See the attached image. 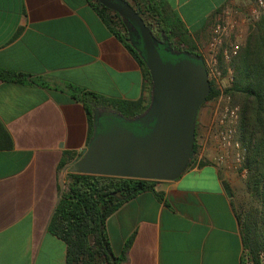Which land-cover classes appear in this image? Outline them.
Here are the masks:
<instances>
[{"label": "crops", "instance_id": "crops-1", "mask_svg": "<svg viewBox=\"0 0 264 264\" xmlns=\"http://www.w3.org/2000/svg\"><path fill=\"white\" fill-rule=\"evenodd\" d=\"M159 1L206 47L232 0ZM0 70L26 77L0 80V264H66V247L48 226L68 168L90 142L85 108L66 88L147 104L143 72L88 0H0ZM199 115L195 154L203 159L106 220L119 264H244L235 205L243 183L230 160L214 162L211 119Z\"/></svg>", "mask_w": 264, "mask_h": 264}, {"label": "trees", "instance_id": "trees-1", "mask_svg": "<svg viewBox=\"0 0 264 264\" xmlns=\"http://www.w3.org/2000/svg\"><path fill=\"white\" fill-rule=\"evenodd\" d=\"M88 1L110 31L137 61L143 72L149 94L147 104L142 99L134 102L106 100L96 94L68 85L66 90L85 108L90 130L88 141H90L94 134V109L100 106L109 107L130 119L142 114L149 105L151 79L143 56L139 54L141 49H133L126 40V27L121 18L95 0ZM131 1L132 4H129L139 12L146 26L152 30L154 25L158 32L156 35L165 39L174 52L189 55L193 52L194 47L185 26L175 14L163 7L159 0ZM200 58L203 62L201 56ZM229 67L232 76L226 93L238 100L237 136L246 151L247 177L244 188L255 204L252 206L251 213L238 212L237 218L244 251L247 252L252 264H264V12L259 21L250 28L244 45L231 58ZM0 80L22 84L26 77L0 70ZM209 82L210 93L205 102L219 96L213 82ZM32 83L46 86L41 79H35ZM196 151L195 140L194 154ZM70 159L71 155H69ZM191 164L192 162L189 167ZM66 180L68 183L66 190L48 226L49 233L66 247V264H119L122 259L114 257L111 251L105 229L106 220L120 206L137 195L147 191L154 192L157 182L79 175L69 171Z\"/></svg>", "mask_w": 264, "mask_h": 264}, {"label": "water", "instance_id": "water-1", "mask_svg": "<svg viewBox=\"0 0 264 264\" xmlns=\"http://www.w3.org/2000/svg\"><path fill=\"white\" fill-rule=\"evenodd\" d=\"M95 1L121 18L129 37L131 31L138 34L139 54L151 79L150 101L135 119L103 108L105 123L68 170L79 175L174 181L188 170L194 156L197 114L210 93L206 67L198 56L164 61L152 30L126 0Z\"/></svg>", "mask_w": 264, "mask_h": 264}, {"label": "built area", "instance_id": "built-area-1", "mask_svg": "<svg viewBox=\"0 0 264 264\" xmlns=\"http://www.w3.org/2000/svg\"><path fill=\"white\" fill-rule=\"evenodd\" d=\"M245 2L246 10L242 16L243 22L257 23L264 12V0H241ZM223 14L220 15L212 28V37L210 43L211 53H213L210 64L205 65L208 77L219 76L217 70V53L213 52L217 47L223 44V39L229 37L231 32L235 30L239 16L242 15L241 9L230 3L224 8ZM236 18V19H235ZM239 46L233 44L229 52L223 51L222 58L230 61L237 52ZM239 124V109L238 107H224L221 112L214 111L209 126V134L215 142L217 155L214 162L218 165L230 160L233 168L238 172L241 178L245 179L247 170L245 168V148L240 143L237 132ZM195 163H199L203 159L201 152L194 154ZM192 159V160H193Z\"/></svg>", "mask_w": 264, "mask_h": 264}, {"label": "rangeland", "instance_id": "rangeland-1", "mask_svg": "<svg viewBox=\"0 0 264 264\" xmlns=\"http://www.w3.org/2000/svg\"><path fill=\"white\" fill-rule=\"evenodd\" d=\"M126 1H129L132 3L131 0H126ZM231 3H233V5L236 6L237 8L241 9L242 15L239 16L238 20L235 18L237 21V26L235 30L231 32L229 37L223 39L222 45H220L213 51L217 53L216 55L217 56V70L219 71L220 75L210 76L209 81L213 82L215 90L219 92V96L212 100L205 102L200 107L199 109L200 117H202L205 114V115L210 116V119H211L214 114L215 109L221 112V110L226 106L238 107L239 109L238 100L235 98H232L229 94L226 93V90L230 86L232 71L229 67L230 61L228 62L224 60L222 58V53L225 50L229 52V49L233 44H237L239 48H241L245 43V40L247 38L250 28L253 27L255 23H248L245 21L243 22L242 16L244 14V11L242 10H246L245 2L241 0H232ZM222 14L223 13H221V15ZM152 30L154 31L155 35L158 33L157 28L154 27V25L152 26ZM173 43H175V41H173ZM210 43L206 47H202V46L196 47L193 41H191L192 47H194L193 52L202 57L204 65L210 64V60L213 55V53H211ZM199 136H200V130L198 131V137ZM239 179L243 183V190H242V193H240L235 199V205L237 207V211L239 213H241L242 211H244L246 214L251 213L252 206H254L255 204L253 203V200L249 197L248 193L245 191L244 181L246 178L245 179L239 178ZM244 264H252L251 259L249 258L247 252L245 251H244Z\"/></svg>", "mask_w": 264, "mask_h": 264}, {"label": "flooded vegetation", "instance_id": "flooded-vegetation-1", "mask_svg": "<svg viewBox=\"0 0 264 264\" xmlns=\"http://www.w3.org/2000/svg\"><path fill=\"white\" fill-rule=\"evenodd\" d=\"M152 32H153V34H154V36L156 38V41L158 43V50L160 52V55L162 56L164 61L173 63V62H176L179 59H184V58L187 59L188 58V59L191 60V59H193V57H197V56L200 57L198 54H196L194 52L190 53V55L189 54H184V53H179V52L178 53L174 52L170 48L168 42L165 41V39H162L160 36L155 35L153 30H152ZM126 33H127L126 40L130 44V46L133 47L136 50H138V49L140 50L141 49V40L138 37V34L136 32L131 31L130 32L131 36L129 37L127 28H126ZM167 54H169V55H167ZM170 55H173L174 57L173 58L169 57ZM200 61H202L201 58H200ZM103 108H105V107L104 106H100V107L95 108L94 111H93V118H94V122H95L94 123V130H96L101 124L105 123L106 112L104 111ZM112 111L116 112L113 109H112ZM116 113H118V112H116ZM140 115L141 114L135 116L132 119H135L136 117H138ZM125 119H130V118H125ZM138 127H140V129H141L140 131H144L143 130V128H144L143 125L138 124Z\"/></svg>", "mask_w": 264, "mask_h": 264}]
</instances>
